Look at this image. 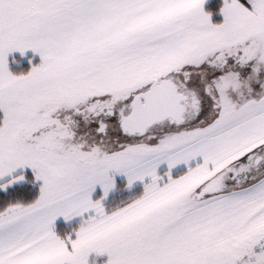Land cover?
<instances>
[{
    "label": "snow or ice",
    "instance_id": "1",
    "mask_svg": "<svg viewBox=\"0 0 264 264\" xmlns=\"http://www.w3.org/2000/svg\"><path fill=\"white\" fill-rule=\"evenodd\" d=\"M0 264H264V0H0Z\"/></svg>",
    "mask_w": 264,
    "mask_h": 264
},
{
    "label": "rangeland",
    "instance_id": "2",
    "mask_svg": "<svg viewBox=\"0 0 264 264\" xmlns=\"http://www.w3.org/2000/svg\"><path fill=\"white\" fill-rule=\"evenodd\" d=\"M36 60L35 56H28V55H24L22 56L20 59H16V58H12L9 60V70L11 72H13L14 74H17V70H19L21 73H23L24 68L32 67V65L34 64H38ZM18 73V74H21ZM118 179H123V177H118Z\"/></svg>",
    "mask_w": 264,
    "mask_h": 264
},
{
    "label": "crops",
    "instance_id": "3",
    "mask_svg": "<svg viewBox=\"0 0 264 264\" xmlns=\"http://www.w3.org/2000/svg\"><path fill=\"white\" fill-rule=\"evenodd\" d=\"M25 55H28V56H32L33 55V56L36 57V60L35 61H37V63L40 62V56H39V54L38 53H33L30 49L26 51V54ZM21 57L22 56L20 55V53L18 51L9 54V60L12 59V58L20 59ZM138 186H140V185L137 184V185L134 186V188L135 187H138Z\"/></svg>",
    "mask_w": 264,
    "mask_h": 264
},
{
    "label": "trees",
    "instance_id": "4",
    "mask_svg": "<svg viewBox=\"0 0 264 264\" xmlns=\"http://www.w3.org/2000/svg\"><path fill=\"white\" fill-rule=\"evenodd\" d=\"M27 71H29V67H27V68H24V71H23V73L24 72H27ZM18 73H21L19 70H17V74ZM118 182L120 183V184H123V183H125L126 181L125 180H123V179H118ZM141 190V187L140 186H138V187H135V188H133V192H139ZM122 193H117L116 195H121ZM125 194H126V192H125Z\"/></svg>",
    "mask_w": 264,
    "mask_h": 264
}]
</instances>
